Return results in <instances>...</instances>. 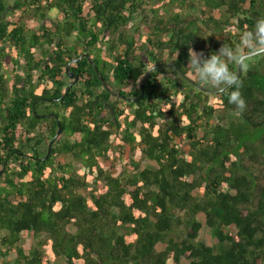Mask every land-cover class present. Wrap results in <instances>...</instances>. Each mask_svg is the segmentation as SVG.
Returning a JSON list of instances; mask_svg holds the SVG:
<instances>
[{"label":"trees","instance_id":"obj_1","mask_svg":"<svg viewBox=\"0 0 264 264\" xmlns=\"http://www.w3.org/2000/svg\"><path fill=\"white\" fill-rule=\"evenodd\" d=\"M153 2L143 33L132 20ZM199 7L201 16L185 13ZM261 18L264 0H0V264H264V186L254 165L264 161V61L256 63L264 53L244 61L241 115L228 102L234 87L206 93L159 68L142 97L127 101L95 68L129 97L141 95L154 64L174 63L199 82L188 51L207 55L225 43L243 55L241 37ZM85 53L95 64L75 62ZM41 105H54L55 116L39 114ZM60 127L65 136L50 147ZM201 213L216 246L200 239ZM24 231L37 239L28 252Z\"/></svg>","mask_w":264,"mask_h":264},{"label":"rangeland","instance_id":"obj_2","mask_svg":"<svg viewBox=\"0 0 264 264\" xmlns=\"http://www.w3.org/2000/svg\"><path fill=\"white\" fill-rule=\"evenodd\" d=\"M158 3L157 2H153V3H148L146 5H144V11L141 10V13H138L132 20V25H136V26H140L141 27V31L143 33H146V29L144 28L145 27V18H144V14H147V10L149 11V9L155 5H157ZM172 11H174V7H171L169 8ZM192 13V15H196L197 17L198 16H201V10H200V7L197 8L196 10H189V11H186L185 13ZM58 14L59 12L56 11V10H53L51 12V17L53 18H58ZM163 14H164V11H163ZM215 15L221 20V21H225L227 20V16H226V13H225V10L223 9H220V10H217L215 11ZM152 16V15H151ZM167 17V16H166ZM20 18V16L18 17ZM22 19L24 20V22L27 24V26H29L30 28H33V29H39L41 27V21H38L36 20V18H34L32 15H24L22 17ZM202 27H203V30L206 32V33H212L216 38L218 39H224L226 37H228V35H223L221 32H215V31H211L206 25L202 24ZM75 36L72 38L73 41H75ZM243 53V52H242ZM263 54V53H262ZM262 54H259L257 56H260ZM40 55H38L39 57ZM254 57V56H253ZM253 57H249L248 59H252ZM248 59L246 60V63L248 61ZM260 61H264V57L260 56L257 58V62L256 63H260ZM231 65H234V66H238V64H231ZM26 68L25 66H21L19 68V73H22V77H24L26 75V72H25ZM238 71V70H237ZM9 74H10V85L13 83V80L14 79V71H13V68L11 67L9 69ZM244 72V71H243ZM166 74L173 78L175 81H180V82H184L186 81L183 77H179V76H176L174 71L172 70H166ZM191 76V75H190ZM193 77L194 79H196L194 76H191ZM185 83H189V82H185ZM190 84V83H189ZM204 86L208 87V88H212V89H215L213 87H211L210 85H205L203 84ZM139 84H134L132 85L131 87H129L131 90H136L138 88ZM129 88H125L124 90H128ZM38 109V113L39 114H42V112H44V114H46L47 117H50V116H53V112L54 110H56L57 108L54 106V105H48L45 106V105H41L40 107L37 108ZM223 117L226 118V120H233V115L232 114H229V113H225L224 115H221ZM50 118H48L49 120ZM52 120V119H51ZM62 128V127H60ZM60 130V129H59ZM63 131V129L61 130V132ZM43 132V130H41V133ZM60 132V133H61ZM59 133V131H58ZM56 134L54 137L52 136H48L50 137V147H52V145H54L55 143H58L59 141L63 140V137L65 136V133L59 137L57 139V141L54 143L55 141V138L58 137V135L60 134ZM200 135H203L202 132H200ZM48 143L49 142H46L45 143V146L42 147V152H46L48 151ZM26 150V149H25ZM59 160L62 161V162H72L74 167L76 168V170L79 168L80 164L79 162L73 158L72 155H60L58 156ZM141 161V166L142 167H148V166H155L156 163L153 162V161H150L146 158H141L140 159ZM255 165V168L257 170V172L259 173L260 175V182L261 184L264 186V161H262V159L260 161H258L257 163L254 164ZM2 172V171H1ZM3 174V172L1 173V175ZM199 220L201 221L202 223V228L200 229V239L205 241L209 246H216L218 244V239L214 236L213 232H212V229L207 225L206 223V216L205 214L201 213L199 214ZM37 243V239L35 238L33 232H28V231H24L21 235V241H20V246H22L27 252L33 247L35 246ZM166 247V244L165 243H159L157 245V248L158 250H162ZM15 258V255H11L10 257H8L9 260H13ZM54 264H64V260L62 258H59L57 261H55ZM181 264H190V260L186 259L185 257L182 258V261H181Z\"/></svg>","mask_w":264,"mask_h":264},{"label":"clouds","instance_id":"obj_3","mask_svg":"<svg viewBox=\"0 0 264 264\" xmlns=\"http://www.w3.org/2000/svg\"><path fill=\"white\" fill-rule=\"evenodd\" d=\"M241 46L252 53L264 50V18L257 20L254 33L243 34ZM242 59L241 48H233L223 43L218 50L207 55L191 48L188 51L186 67L197 77L200 83L210 85L218 92L234 87L236 90L228 95V102L234 106L236 114L241 115L246 108V102L239 90L240 81L230 70L229 65L241 63ZM70 79L73 78L70 77Z\"/></svg>","mask_w":264,"mask_h":264},{"label":"water","instance_id":"obj_4","mask_svg":"<svg viewBox=\"0 0 264 264\" xmlns=\"http://www.w3.org/2000/svg\"><path fill=\"white\" fill-rule=\"evenodd\" d=\"M264 53V50H261L260 52H256V53H252V52H247V53H244L243 54V59L241 61V63H238V74L236 75L237 79H239L242 74H243V71H244V68H243V65H244V61L249 58V57H253V56H257L259 54H262ZM83 57H88L90 59V61L95 64V62L92 60V58H90V54L89 53H85L83 54L80 58H77L75 59V62H77L78 60L82 59ZM96 68V71L101 79V81L103 82V84L105 85V87H107V89L111 90V92L116 95L117 97L119 98H122V99H125L127 101H133V100H138L139 98L142 97V95L144 94V86H145V82L146 80L148 79V77L151 75V73L153 71H155L156 69H159V68H173V69H176L180 74L181 76L186 80L188 81L191 85H193L194 87H196L197 89L203 91V92H206V93H210V94H219V93H223L225 92L226 90H228L229 88H227L225 91H222V92H218L216 89H212V88H208L202 84H200L199 82H197L193 77L185 74L184 72H182L177 66L176 64L174 63H162V64H154L152 65L147 74L145 75L144 79H143V82L141 84V95L138 96V97H129L127 95H123L121 93H118V92H115L106 82V80L104 79L102 73L100 72L99 68L97 66H95ZM69 70V76L70 77H75V81L74 82H77L79 80V77L78 76H75L71 71H70V68L68 69ZM183 74V75H182ZM62 128H60L59 130V133L61 132ZM58 133V134H59ZM2 172H0V175H1Z\"/></svg>","mask_w":264,"mask_h":264},{"label":"flooded vegetation","instance_id":"obj_5","mask_svg":"<svg viewBox=\"0 0 264 264\" xmlns=\"http://www.w3.org/2000/svg\"><path fill=\"white\" fill-rule=\"evenodd\" d=\"M55 116V115H54ZM65 132H61L59 135H58V137L57 138H55V141H54V143L57 141V139L59 138V137H61L63 134H64ZM52 146H54V145H52Z\"/></svg>","mask_w":264,"mask_h":264}]
</instances>
